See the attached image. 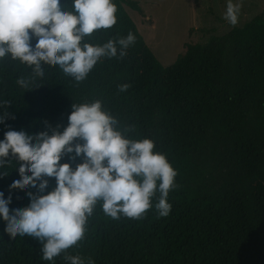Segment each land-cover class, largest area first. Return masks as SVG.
Masks as SVG:
<instances>
[{
	"label": "trees",
	"instance_id": "1",
	"mask_svg": "<svg viewBox=\"0 0 264 264\" xmlns=\"http://www.w3.org/2000/svg\"><path fill=\"white\" fill-rule=\"evenodd\" d=\"M114 3L116 23L85 39L102 44L131 31L135 43L122 58L102 57L81 81L58 65L44 64V75L34 77L26 63L0 58V102H7L0 112L12 114L0 124V139L8 128L63 130L73 103L99 100L121 130L131 126L126 135L151 138L176 170L170 212L158 215L159 193L138 219H113L97 203L83 238L52 261L40 258L37 239L11 235L0 220V264H68L65 255L95 264H264V17L186 43L163 66L125 10L141 12L137 1ZM81 159L65 155L61 162L75 167ZM16 164L7 163L0 176V191L12 192L10 209L26 206L27 192L39 194L9 189ZM47 179L45 191L55 186Z\"/></svg>",
	"mask_w": 264,
	"mask_h": 264
},
{
	"label": "clouds",
	"instance_id": "2",
	"mask_svg": "<svg viewBox=\"0 0 264 264\" xmlns=\"http://www.w3.org/2000/svg\"><path fill=\"white\" fill-rule=\"evenodd\" d=\"M239 4L227 0L225 19L238 22ZM116 23L114 0H0V58L10 56L32 67L34 77L44 75V64L58 65L76 81L83 80L102 58L124 57L135 43V34L93 44L85 38ZM35 38V44L31 43ZM22 87L28 81H17ZM127 84L121 85L125 90ZM7 102H0V106ZM9 112H0L3 124ZM7 127V125H6ZM50 127V125H49ZM121 130L99 100L72 104L68 123L39 132L8 128L0 139V176L4 166L19 161L9 189L36 188L26 194V206L10 209L12 192L0 191V220L13 236L28 235L40 244L41 259L52 261L84 236L87 219L100 204L105 215L140 218L153 207L167 216V197L175 185L176 170L164 153L154 151L149 137L133 139ZM82 157L72 167L68 161ZM48 177L55 186L45 191ZM68 264H95L79 255H65Z\"/></svg>",
	"mask_w": 264,
	"mask_h": 264
},
{
	"label": "rangeland",
	"instance_id": "3",
	"mask_svg": "<svg viewBox=\"0 0 264 264\" xmlns=\"http://www.w3.org/2000/svg\"><path fill=\"white\" fill-rule=\"evenodd\" d=\"M141 12L125 6L144 41L163 65L172 64L186 43H201L231 28L225 19L227 0H135ZM239 4L237 26L257 14L264 0H233Z\"/></svg>",
	"mask_w": 264,
	"mask_h": 264
}]
</instances>
